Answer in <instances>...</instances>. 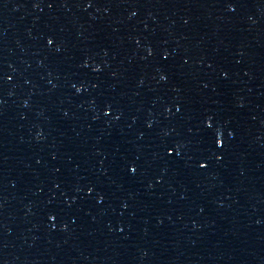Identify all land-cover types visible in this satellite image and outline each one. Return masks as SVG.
<instances>
[{
	"label": "water",
	"instance_id": "water-1",
	"mask_svg": "<svg viewBox=\"0 0 264 264\" xmlns=\"http://www.w3.org/2000/svg\"><path fill=\"white\" fill-rule=\"evenodd\" d=\"M0 264H264V91L189 0H0Z\"/></svg>",
	"mask_w": 264,
	"mask_h": 264
},
{
	"label": "snow or ice",
	"instance_id": "snow-or-ice-1",
	"mask_svg": "<svg viewBox=\"0 0 264 264\" xmlns=\"http://www.w3.org/2000/svg\"><path fill=\"white\" fill-rule=\"evenodd\" d=\"M227 7L229 8V9H233V4L232 3H228L227 4ZM47 43L48 44H53V40L52 39H49L48 41H47ZM166 77H164V76H161V79H165ZM81 89L80 88H77L76 89V91L77 92H79ZM110 110V109H109ZM209 120H211V118H209ZM209 127H211V123H209ZM220 132H219V130L217 129V131H216V139H215V141H214V143L217 145V146H223V140L220 138ZM166 152L167 153H169V154H171L172 152H173V148L171 147V146H169V147H167V149H166ZM206 165H204V164H201V167H205ZM130 171L132 172V173H135L136 172V168L135 167H130ZM92 191V189L90 188L89 189V192H91Z\"/></svg>",
	"mask_w": 264,
	"mask_h": 264
}]
</instances>
